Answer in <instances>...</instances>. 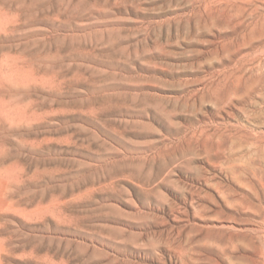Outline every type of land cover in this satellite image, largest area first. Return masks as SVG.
Here are the masks:
<instances>
[{"label": "rangeland", "instance_id": "obj_1", "mask_svg": "<svg viewBox=\"0 0 264 264\" xmlns=\"http://www.w3.org/2000/svg\"><path fill=\"white\" fill-rule=\"evenodd\" d=\"M0 264H264V0H0Z\"/></svg>", "mask_w": 264, "mask_h": 264}]
</instances>
